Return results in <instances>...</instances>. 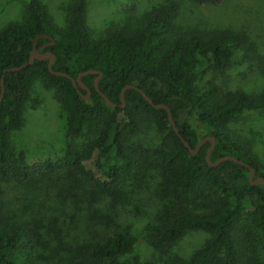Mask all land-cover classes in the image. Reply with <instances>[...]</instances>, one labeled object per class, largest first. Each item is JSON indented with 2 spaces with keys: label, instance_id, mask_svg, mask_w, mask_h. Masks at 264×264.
Wrapping results in <instances>:
<instances>
[{
  "label": "trees",
  "instance_id": "obj_1",
  "mask_svg": "<svg viewBox=\"0 0 264 264\" xmlns=\"http://www.w3.org/2000/svg\"><path fill=\"white\" fill-rule=\"evenodd\" d=\"M194 1L218 7L226 0ZM86 6L87 0H74L66 28L59 29L43 3L29 0L25 20L0 30V95L2 79L5 88L0 102V189L26 185L42 196L25 197L12 211L0 190V264H138L133 254L139 240L131 227L109 206L96 204L106 196L119 203L125 197L123 188L135 189L141 183L130 181L136 183L152 170L168 177L181 202L189 205L145 241L159 255L151 264H264L263 184H251L249 168L237 162L208 166V141L191 154L170 126L165 109L155 110L136 90L124 91L123 106L120 97L126 84L139 88L154 104L169 107L179 133L192 148L205 137L216 140L211 162L235 156L255 168L254 177H264V163L249 145L226 132L234 116L264 111V90L224 92L207 80L224 72L236 52L255 60L264 74V53L246 33L231 28L184 29L166 6L148 11L134 31L109 30L94 39L85 22ZM34 39L37 51L54 55V70L74 79L90 69L101 71L98 87L115 107L95 90L97 73L81 78L90 92L88 101L82 98L86 91L49 72L47 58L4 73L28 61ZM36 79L55 90L67 115L69 141L60 163L48 159L28 164L24 152L16 155L12 149L11 136L22 128ZM143 123L164 134L162 145L137 150L139 145L129 144L127 137ZM197 128L204 130L202 136ZM74 139H80V146L72 144ZM49 187L55 196H47ZM205 189L218 194L214 203L205 205ZM243 214L244 223L238 226ZM188 231L212 238L185 259L172 248Z\"/></svg>",
  "mask_w": 264,
  "mask_h": 264
},
{
  "label": "rangeland",
  "instance_id": "obj_2",
  "mask_svg": "<svg viewBox=\"0 0 264 264\" xmlns=\"http://www.w3.org/2000/svg\"><path fill=\"white\" fill-rule=\"evenodd\" d=\"M28 1L0 0V30L25 20ZM38 1L45 5L53 24L59 29H65L74 0ZM159 6L168 7L174 15L175 23L187 30L231 28L244 32L264 53V0H226L218 7L201 5L194 0H87L85 22L92 37L97 39L109 30L138 29L143 16ZM207 80L220 86L224 92L241 90L248 94H261L264 90V74L255 60L245 59L241 52L233 55L224 72L210 75ZM197 83L200 84L199 79ZM22 117V128L11 136L14 153L18 155L24 152L28 164H41L48 159L60 163L69 140L66 138L67 115L56 99L55 90L46 88L40 79H36ZM197 130L199 136L204 134L202 128ZM226 132L232 139L249 145L252 153L264 163V111L249 110L234 116L227 124ZM127 140L131 145H139L135 146L137 150L152 149L163 144L164 134L161 135L152 124L143 123L139 131L127 137ZM71 142L76 146L81 144L80 139ZM151 172L140 177L136 183L130 181L132 185L141 184L135 189L123 188L125 197L119 203L113 204L112 196H106L104 202L96 204L100 208L109 206V210L119 220L131 227L134 237L139 240L138 250L133 254L138 264H151L159 260V255L145 241L156 230L163 228L183 206L189 205L181 202L183 198L179 197L168 177L160 175L157 170ZM0 190L4 191V198L12 203V211L23 203L25 197L34 196V200H38L37 191L26 185L12 184ZM47 191V196H55L52 187ZM205 197L206 205L214 203L218 194L214 190L205 189ZM244 220L243 214L238 226L243 225L241 223ZM211 238L207 233L188 231L172 250L188 259Z\"/></svg>",
  "mask_w": 264,
  "mask_h": 264
},
{
  "label": "water",
  "instance_id": "obj_3",
  "mask_svg": "<svg viewBox=\"0 0 264 264\" xmlns=\"http://www.w3.org/2000/svg\"><path fill=\"white\" fill-rule=\"evenodd\" d=\"M39 35H45V36H49L48 34H45V33H41ZM36 39V38H35ZM35 39L33 41V46H34V49L30 52V55L28 57V61L25 63V64H22L19 68H13V69H8V70H5L4 73H7V72H11V71H19L20 68L22 67H25L26 65H30L33 63V61L35 59L39 60V59H44V58H47L48 59V62H47V67H48V70L51 74L53 75H59V77H65L67 79H69L73 85V87L75 89H77L78 87L81 88L82 90L86 91V95H82V98L86 101H88L90 98V92L87 90V88L81 83V78L83 76H87V75H90L91 73H97V76L95 77L94 79V88L97 92H99V94L102 96V98L105 99V102L111 106V107H115V104L110 100L109 97H107L104 93H102L98 87V82H99V79L102 75L101 71H97V70H94V69H90L88 71H85V72H82L80 73L76 79L72 78L70 75H68L67 73H64V72H59V70H54L52 68V64H53V58H54V55L50 52V51H44V52H39L36 50V44H35ZM1 86H2V91H1V95H0V102L1 100H3L4 96H5V88H4V79H2V83H1ZM134 89L136 90L137 92H139L147 101L148 103L155 109V110H158V109H165L166 113H167V118H168V122L170 124V126L172 127V129L176 132V134H178V136L180 137L181 141L183 142V144L188 148L189 152L191 154H195V152L197 151V149H199V147L206 141L210 142V146L208 147L207 151H206V154H205V161L207 163L208 166L210 167H216L218 166L220 163L224 162V161H232V162H237L239 164H242V165H245L249 168V174H248V179L250 181L251 184H257V183H262L263 184V187H264V177L263 176H256L254 177V174H255V168L252 167L251 165L245 163L243 160H240L238 158H236L235 156L232 157V156H224L214 162H211L210 160V154L215 146V143H216V140L212 137V136H209V137H205L204 139L200 140L193 148L190 146V144L188 143V141L179 133V130L176 126V123L173 119V116L171 114V111L169 109V107L164 104V103H161V104H154L153 100L150 98V97H147L146 94L140 90L139 88H136L132 85H129V84H126L124 85L122 88H121V91H120V97H121V100H122V104L121 106L124 105V102H125V97H124V91L126 89ZM78 93L81 95L80 91L77 90Z\"/></svg>",
  "mask_w": 264,
  "mask_h": 264
}]
</instances>
